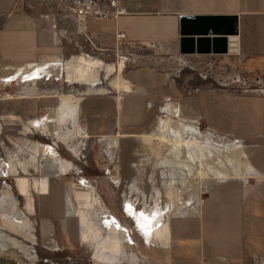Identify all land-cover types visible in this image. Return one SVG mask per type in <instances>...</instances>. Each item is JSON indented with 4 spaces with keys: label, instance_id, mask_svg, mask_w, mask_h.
I'll use <instances>...</instances> for the list:
<instances>
[{
    "label": "crops",
    "instance_id": "0c3cea01",
    "mask_svg": "<svg viewBox=\"0 0 264 264\" xmlns=\"http://www.w3.org/2000/svg\"><path fill=\"white\" fill-rule=\"evenodd\" d=\"M121 3L126 14L117 20L88 19V36L103 51L117 45L115 36L121 33L131 46L145 48L149 63L158 61L157 64L123 70L121 78L128 89H112L115 92L112 96L85 94L78 100L74 95H60L58 106L57 98L43 92L25 95L26 89L21 87L11 100L0 99V115L31 119L57 106L56 117L61 99L66 96L77 101L78 122L84 138L112 141L118 133L151 124L161 103L178 98L175 109L167 106L169 114L177 108L180 111L187 108L211 133L245 144L246 152L254 156L251 159L246 155L255 182L249 184L234 177L217 181L197 211L168 221L169 233L164 245L151 242L156 245L144 247L148 249L147 264H242L263 260L264 94L206 87L184 91L173 84L159 65L180 57H218L236 60L235 66L242 75L264 76V0H121ZM60 9L49 0H0L1 78L12 83L21 78H25L23 82L39 79L41 74L59 76L68 43L78 38L83 42L74 22ZM184 16H236L238 32L227 37V54H181L180 27ZM70 64V61L65 64L67 81L82 82L78 76L72 80ZM51 181L62 187L65 210V188L60 181L48 179L46 188L39 192L47 194L48 199L38 222L44 230L54 221L61 222L64 233L68 234L72 219L67 215L68 206L67 214L64 210L62 215L50 211Z\"/></svg>",
    "mask_w": 264,
    "mask_h": 264
},
{
    "label": "rangeland",
    "instance_id": "374dc122",
    "mask_svg": "<svg viewBox=\"0 0 264 264\" xmlns=\"http://www.w3.org/2000/svg\"><path fill=\"white\" fill-rule=\"evenodd\" d=\"M144 49L140 46L115 45L104 48L105 51H92L78 38L76 42L68 43L58 77L41 74L39 79L23 82L25 78H21L12 83L0 77V99L11 100L10 97L16 96L22 87L26 89L25 95L43 92L57 98V106L60 95H74L79 100L82 95L88 94V86L82 85L83 79L78 76L77 67L80 65L86 69H90V65L93 67V75L100 82L99 88L104 90L97 94L112 96L115 92L110 84L114 78L110 79V74L121 76L125 69L158 63H149ZM225 60L205 56L180 57L165 60L159 68L166 71L173 84L183 87L184 91L206 87L219 91L264 94V76L242 75L235 66L236 60ZM68 61L74 75L72 80L78 76L83 83L67 81L65 64ZM176 103H179L178 98L161 103L159 108L160 111L163 108L162 112L159 111L153 117L151 124L135 131L123 132L135 137L118 133L112 141L84 138L78 116H68L62 123L59 110L55 117L57 106L31 119L0 115V264H103L94 258L95 246L84 243L80 232L84 223L92 230L98 219L105 217H113L127 228L129 239L126 241L120 236L124 242L121 245L122 264H147L145 255L148 249L144 247L156 245L152 244L155 242L164 245L165 241L144 236L137 228L135 219L126 213V204L133 205L137 212H150L158 208L164 214V225L160 227L163 229L165 226L168 228L171 218L197 211L207 191L217 181L234 177L248 179V183L253 184L255 173L248 165L246 155L251 159L254 156L246 152L245 144L211 133L187 108L181 111L177 108L169 114L167 106L175 109ZM161 121H168L185 131L187 137L196 134L204 138L208 135L219 144L240 142L242 150H220L205 146L209 156L207 163L212 170L204 166L207 165L206 159L202 163L199 155L187 162L193 170L166 167L162 161L169 158V149L160 145L161 135L157 132V125ZM68 138L70 144L63 142V139ZM37 146L49 147L56 153L57 159L50 156L46 158L49 163H61L53 169L61 177L50 175L47 181L56 179L62 183L65 188V210L62 187L55 181H51L49 205L53 215H62L63 210L67 214L69 192L72 212L67 215L72 219L69 220L71 232L68 234L64 233L58 221L52 225L50 223L47 230L39 225L38 218L44 214L48 195L39 194L44 188L43 177L46 172L43 170L47 163L43 161L44 151H38ZM230 159H233V163L229 162ZM12 160L24 164L26 172L17 169L16 175L11 174L5 165ZM239 173L243 174V178ZM102 228H106L104 223ZM3 246L7 247V251ZM20 248L32 257L20 254ZM242 264H264V259H259V262L248 260Z\"/></svg>",
    "mask_w": 264,
    "mask_h": 264
},
{
    "label": "bare ground",
    "instance_id": "6f19581e",
    "mask_svg": "<svg viewBox=\"0 0 264 264\" xmlns=\"http://www.w3.org/2000/svg\"><path fill=\"white\" fill-rule=\"evenodd\" d=\"M82 61L85 62V60ZM68 68L71 67L68 66ZM77 72H78V76L82 77L84 84L88 86V95L104 92V90L99 88L100 82L97 78L94 77L93 75L94 70L93 67H91V65H90V69H86L84 65L83 66L80 65L77 67ZM109 78L110 79L114 78L111 80V84H110L111 89L113 90L128 89V86L125 84V82L123 83L120 75H115V73H112L109 75ZM9 81L10 80H6V82ZM58 113H60L62 123L66 121V118L68 116H70V118L72 117L76 118L77 102L68 99L66 96H63L61 99V106ZM157 132L161 135L160 145L162 147H166L169 149V158L162 161V163L166 167L174 166L175 168L181 167V169L184 168L188 170H193V168L189 164H187V162L191 160V158L195 159L196 155H199V157L202 158L201 159L202 163L206 159L207 165L204 164L203 165L209 168L210 170H212V167H210V165L207 163V158L209 156L205 152L206 151L205 146H209L210 148H216L220 150H231V149L235 151L242 150L240 142H235V143L221 142L222 144H219L216 143L215 140L208 135L205 136L204 138L196 134L187 137L185 131H182L178 127L176 128V126H174L168 121L159 122L157 125ZM69 140H70L69 138L63 139V142L70 144ZM36 148L38 149V151L40 150L44 151L43 161L47 163V167L45 170H43L44 173L46 172L45 176L43 177V184H44V188H46L48 176L54 174L59 175V173L55 172L53 169L59 167L61 163H59L60 161L53 163H49V161H47L46 158L48 156L52 158H56V153L49 147L37 146ZM72 148L75 149L76 146L73 145ZM223 153H225V151H223ZM233 159L235 160V158ZM233 159H230L229 162L233 163ZM5 167L13 175H16L17 169H23V171L25 172L27 170L24 164L22 163L17 164L15 163L14 160L10 161V163L5 165ZM239 175L243 178L242 173H239ZM116 178L118 180V175ZM243 180L248 181V179H243ZM128 204L125 205L126 213H128V216H131L135 219L137 228L143 233V235L146 236L147 238L153 237L157 241L163 239L166 242L168 238L167 234L169 233V229L167 228V226H165L163 229L160 228L161 226L164 225L163 223L164 214L158 208H153L150 212H147L145 210L137 212V210H135L133 205L130 204L128 205ZM67 206H68V215H70L72 212V208H71V198L69 196V192L67 195ZM103 223L106 225L105 229L102 228ZM126 229L127 228H124L113 217H108V218L105 217L104 219L103 218L98 219L97 223L93 225L92 230H90L89 225H86L84 223L80 233H81V239L84 243L95 246L96 249H95L94 258L98 262L103 264H122L123 256L121 251V245L124 242L122 241L120 236L122 235L126 239V241L129 239L128 231ZM98 246L100 247L102 246V247L99 248ZM98 248L100 250H98ZM3 249L7 251L6 246H3ZM20 250H21V252H19L20 254H23L24 256L29 258L32 257L23 248H20Z\"/></svg>",
    "mask_w": 264,
    "mask_h": 264
},
{
    "label": "water",
    "instance_id": "95a60500",
    "mask_svg": "<svg viewBox=\"0 0 264 264\" xmlns=\"http://www.w3.org/2000/svg\"><path fill=\"white\" fill-rule=\"evenodd\" d=\"M237 32L236 16L181 17L180 53L226 55L227 37L237 35Z\"/></svg>",
    "mask_w": 264,
    "mask_h": 264
},
{
    "label": "built area",
    "instance_id": "2783aa9c",
    "mask_svg": "<svg viewBox=\"0 0 264 264\" xmlns=\"http://www.w3.org/2000/svg\"><path fill=\"white\" fill-rule=\"evenodd\" d=\"M49 2L60 7L61 12L69 17L72 23L74 22L75 30L84 44L92 51L100 49L86 32L88 19L117 20L126 14L121 0H49ZM115 38L117 46H131L125 42L123 34L118 33ZM245 92L249 91L246 90Z\"/></svg>",
    "mask_w": 264,
    "mask_h": 264
}]
</instances>
